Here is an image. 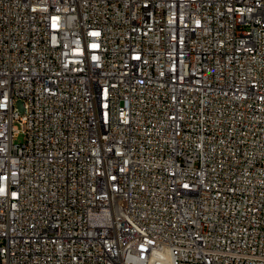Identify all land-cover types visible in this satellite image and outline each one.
Instances as JSON below:
<instances>
[{"label":"built area","instance_id":"2783aa9c","mask_svg":"<svg viewBox=\"0 0 264 264\" xmlns=\"http://www.w3.org/2000/svg\"><path fill=\"white\" fill-rule=\"evenodd\" d=\"M0 264H264V0H0Z\"/></svg>","mask_w":264,"mask_h":264},{"label":"rangeland","instance_id":"374dc122","mask_svg":"<svg viewBox=\"0 0 264 264\" xmlns=\"http://www.w3.org/2000/svg\"><path fill=\"white\" fill-rule=\"evenodd\" d=\"M23 138H24L23 135H19V136L16 137V140H18V141H22Z\"/></svg>","mask_w":264,"mask_h":264}]
</instances>
